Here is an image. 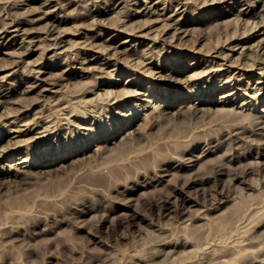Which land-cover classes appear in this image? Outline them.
<instances>
[{"label": "rangeland", "instance_id": "1", "mask_svg": "<svg viewBox=\"0 0 264 264\" xmlns=\"http://www.w3.org/2000/svg\"><path fill=\"white\" fill-rule=\"evenodd\" d=\"M7 1H0L2 5L0 12L3 13L0 15V31L2 28L0 68L5 66L2 70L0 69V115L11 113L13 117L10 120L14 118L12 119L14 121L0 131V141L5 143L9 138L10 144L17 141L15 145L10 146L12 148L10 152L17 151L18 154L9 158L12 159L11 162L7 156L0 155V177L12 175L11 178L14 180L12 184L10 182L6 184L4 180L2 181L4 184H0V264H264V141H262L264 129H257L264 125V114L260 112L264 109L261 103L264 94L255 100V96H258L255 94L264 91V75H261L264 71V9H262L264 0H217L219 2L180 0V3L179 0H135L136 2L127 0L129 4L125 3L126 0H9V3H6ZM5 3L8 5L6 6ZM29 11L31 12L28 14ZM236 16L241 18L240 22H235L238 18ZM155 17L157 19L154 20ZM233 17L236 19L234 20ZM14 18L16 21L21 20L20 27L12 26L16 22ZM94 18L99 19V23L96 24ZM221 19L227 20L226 22L231 20L232 23L230 21L229 24H223ZM6 20L7 22L12 20V23L8 22V25ZM215 20L216 23H214ZM217 21L222 22V24L220 22L222 28ZM79 22L81 24L84 22V26L81 25V27ZM208 23L214 27L208 28ZM250 26L252 29L249 28ZM13 28L19 30L12 31ZM208 29L209 31H206ZM216 29H219L220 33ZM6 30L11 32L6 33ZM244 30L249 31L246 33L247 31ZM210 31L212 35L208 33ZM157 33L160 38L157 36V42H154L156 38L154 34ZM237 36L239 40L236 39ZM49 37L56 39L58 43L60 41V44L57 47L52 46L53 40ZM88 40L92 41L90 42L93 48L86 51L83 48L87 47L84 43ZM259 40H262V43ZM82 45L84 46L81 49ZM255 45H259L257 48L259 51H254ZM253 47H255L254 50H251ZM256 52L260 57L255 55L256 59L260 61L253 69L247 67L249 70L247 69L248 71L242 75L243 71L239 68L246 66L247 62L251 63L252 60L249 58L254 59ZM146 53L150 55L146 56ZM139 61L145 64L143 69L151 67L155 76L149 78L150 74L142 71L141 68L135 71L141 65H136ZM236 61L239 67H236ZM223 62L225 65L221 68L220 66L212 67L215 64H224ZM106 63L111 66L104 72L112 71L116 66L122 67L121 71L123 70L119 73L121 75L118 81L110 82L107 88L119 92L123 88L121 82L125 81L126 84L128 76L134 84H138L137 90L133 93L135 98H132L136 107L126 105L130 100L125 98L122 100L123 97L112 98L113 94L110 95V100H107L109 103L105 99L102 100L105 103L101 102V99L97 100V93L84 95L87 89L93 88L95 82L101 83L102 74L97 70H103ZM213 69L226 70L214 72ZM174 70L180 71L177 76L179 80L189 81V83L169 79L170 75L174 74ZM94 72L98 73L94 74ZM203 72L207 74L202 76ZM212 72L214 73L211 74ZM72 73L80 75L73 76ZM119 74L113 72V77L116 78ZM196 74L198 77L195 76ZM193 75L195 77L191 81L190 77ZM237 78L241 79L239 82H242L243 90L237 93V97L219 99L227 102L226 105L213 104L210 109L212 111H203L204 116H201L203 115L201 112L196 114L200 116H196L191 112L188 115L177 109L181 102L197 104L198 96L207 90L206 87H208L207 92L210 89L214 91L219 86L224 90L218 93L228 92L230 88L226 89L223 82H226V79L232 81V88ZM206 80L207 82L204 83ZM256 81L261 83L256 84ZM162 83L173 84L172 86L178 89L177 93H181L182 96H178L179 99L175 101L170 111L172 113L170 118L171 116L173 118H165L163 121L159 119L165 126H162L159 121L156 122L161 125L160 128L162 127L159 132V127L155 124L154 128L146 129L145 134L143 131H135L129 134V137L123 135L127 129L129 132L136 128V125L131 130L127 127L122 128L115 137L108 136L100 141L95 140L89 143L90 145L87 142L84 143L87 134L89 136L95 131L102 132L110 124L113 129L120 127L126 113L131 118L136 117L135 120L133 119L136 124L142 123V115L152 111V108L137 109V107L146 105L148 101L145 100H153L157 96L153 94L154 89L159 88ZM149 86H153L152 91ZM256 86L263 89L257 90ZM128 87L135 90L134 87ZM69 89L73 92V96L76 92V97L69 95L72 93ZM81 89L83 90L80 91ZM244 91L251 97L242 95ZM98 92L102 93L103 90ZM218 93L215 95L216 101H218ZM95 96L100 104H97L98 106L94 104ZM71 97L80 100L76 103V100L63 103L67 98L71 100ZM86 100L90 101L91 106ZM56 101H60L61 104L58 102V105ZM82 102L86 108L82 106ZM49 103L58 113L55 114L54 111L53 114L51 107L47 109V106H50ZM158 103L166 104L162 100ZM243 103L247 105L243 106ZM74 104L79 107H75ZM80 104H82L81 107ZM72 107L78 111L84 108L82 112L94 108L96 112L88 113L84 119L81 111L82 116L71 115L70 111L74 110ZM233 108L235 112L258 115L257 118L262 124L260 123L256 130L251 129L248 133L245 132V135L241 134L243 137L239 135L241 137L239 140H237L238 136L227 137L234 128L232 124L236 119L233 117L238 115L225 113ZM218 109L227 110L218 111ZM138 110L139 115L134 116ZM20 111L25 113L15 120L21 114ZM233 111L229 112L233 113ZM221 113L225 114V116L222 114L225 118L220 115ZM46 114L49 118L44 117ZM190 115L195 117L192 118ZM63 117H66V120L62 119ZM184 118H186L185 121H190V118L192 121L185 123ZM228 118V121L231 119L233 122H228L226 120ZM57 120L61 123L57 124ZM165 120L167 122L171 120L173 125L171 122L168 123L172 126L168 123L166 125ZM227 124L230 128L233 127L231 130L227 128L228 132L223 129L224 126V128L227 127ZM56 125L59 130L55 128ZM50 126L52 128H49ZM174 126H177L178 130L181 129L180 131L187 136H176L182 132L176 133ZM48 129L51 130L47 131ZM256 131L260 133L257 134ZM252 132L257 135H252ZM168 135L171 136L168 137ZM174 136L176 141L173 140ZM167 137L169 140H166ZM119 138L122 139V143ZM23 139L28 141L22 142ZM157 139L164 141L161 143L162 141L159 140V145L156 143ZM80 141L84 143L83 154L71 156L69 160H61L57 165L45 167L42 170L31 167L32 171L35 170L34 172L38 173L36 180L35 178L29 180L30 185L24 181V174H18L7 166L10 163L14 164L18 158L27 156H32L31 159L38 164L48 157V152L57 151L58 153L63 148L67 149L69 145H73L74 150L75 144ZM116 142L122 146L119 143L114 146ZM87 144L89 149H85ZM123 144H127V148L130 145L129 149H126ZM163 144H167L168 149ZM107 147L111 148L107 149ZM117 147L124 149L119 150ZM99 148L103 150V155ZM170 150L174 154H169ZM165 155H170L171 159ZM190 158L193 161H190ZM156 159L159 161L155 162ZM156 163L160 164L156 165ZM24 166L25 164H21L16 167L27 169ZM99 168L102 170V172L100 170L102 175L99 174ZM44 169L52 170L44 174ZM13 174L17 176L14 177ZM96 174L101 175L102 180L94 181L93 176ZM117 175L121 177L117 178ZM31 181L34 184H31ZM98 181L101 186H98ZM91 182H96L98 185ZM47 191L53 195L57 191L55 196L48 193L45 195L55 199L50 200L49 196L47 201L44 200L46 203L44 201L39 203ZM19 196L26 198L25 203L15 208L14 210L17 211L11 215L7 202L10 198L15 200L13 198L17 199ZM45 196L42 199H45ZM37 197L41 198L37 200ZM5 204L9 208L5 206L6 209H4ZM235 239H237L236 242H234ZM248 241L252 243L249 244ZM225 250L227 253H224ZM233 250H237V254H234Z\"/></svg>", "mask_w": 264, "mask_h": 264}, {"label": "bare ground", "instance_id": "2", "mask_svg": "<svg viewBox=\"0 0 264 264\" xmlns=\"http://www.w3.org/2000/svg\"><path fill=\"white\" fill-rule=\"evenodd\" d=\"M0 1H3V0H0ZM7 1V0H6ZM9 1V0H8ZM6 2V3H9V2ZM22 1V0H21ZM122 1V0H121ZM130 1V0H129ZM135 1V0H134ZM145 1H148V0H145ZM167 1V0H166ZM170 1V0H169ZM176 1V0H175ZM178 1V0H177ZM219 1H221V0H219ZM219 1H215V2H219ZM23 2H25V1H23ZM22 2V3H23ZM27 2H29V1H27ZM72 2V1H71ZM127 2V0L125 1V3ZM136 2V1H135ZM138 2V1H137ZM160 2V1H159ZM212 2H214V0H212ZM211 2V3H212ZM253 2V1H252ZM258 2V1H257ZM5 3V5L7 6L8 4H6ZM35 3V2H34ZM62 3H64V2H62ZM67 3H69V1L67 2ZM109 3V2H108ZM128 4L130 3V2H127ZM126 3V4H127ZM132 3H134V2H132ZM171 3V2H170ZM179 3H180V0H179ZM18 5V3H15V5ZM21 4V3H20ZM24 4V3H23ZM29 4V3H28ZM60 4H61V1H60ZM137 4V3H136ZM175 4H177V3H175ZM252 4V3H251ZM250 4V5H251ZM254 4V3H253ZM256 4V3H255ZM3 5H4V2H3ZM66 5V4H65ZM140 5V4H139ZM184 5V4H183ZM257 5V4H256ZM264 4L262 3V6H263ZM0 6H2V5H0ZM5 6V7H6ZM11 6V5H10ZM63 6V5H62ZM137 6V5H136ZM202 6H204V5H202ZM247 6V5H246ZM13 7H14V5H13ZM130 7V6H129ZM253 7V6H252ZM9 8V7H8ZM10 8H12V6L10 7ZM19 8V7H18ZM108 8V7H107ZM200 8V7H199ZM260 8V7H259ZM1 9H3V8H1ZM112 9V8H111ZM262 9H264V8H262ZM12 10V9H11ZM14 10V9H13ZM106 10V9H105ZM196 10V9H195ZM1 11V10H0ZM7 11V10H6ZM32 11V10H31ZM31 11H29V12H27L28 14L31 12ZM241 11V10H240ZM254 11V10H253ZM2 12H4V11H2ZM112 12V11H111ZM1 13V12H0ZM27 13H26V16H27ZM105 13H107V12H105ZM109 13H110V11H109ZM138 13V12H137ZM137 13H135V14H137ZM187 13V12H186ZM237 13V12H236ZM245 13H247V12H245ZM3 13H1L0 15H2ZM8 14V13H7ZM6 14V15H7ZM89 14V13H88ZM125 14V13H124ZM123 14V15H124ZM132 14V13H131ZM222 14V13H221ZM226 14V13H225ZM233 14V13H232ZM5 15V16H6ZM87 15V14H86ZM134 15V14H133ZM145 15V14H144ZM176 15V14H175ZM236 15V14H235ZM239 15V14H238ZM243 15H244V13H243ZM99 16V15H98ZM127 16V15H126ZM138 16H139V14H138ZM227 16V15H226ZM230 16V15H229ZM240 16V15H239ZM7 17V16H6ZM82 17V16H81ZM80 17V18H81ZM130 17V16H129ZM145 17V16H144ZM146 17H147V15H146ZM145 17V18H146ZM150 17V16H149ZM164 17V16H163ZM162 17V18H163ZM221 17V16H220ZM236 17H238V16H236ZM8 18V17H7ZM12 18V17H11ZM10 18V19H11ZM19 18V17H18ZM132 18V17H131ZM136 18V17H135ZM138 18V17H137ZM148 18V17H147ZM146 18V19H147ZM234 18V17H233ZM233 18L231 19V20H233ZM3 19V18H2ZM1 19V20H2ZM16 19H17V17H16ZM102 19V18H101ZM149 19V18H148ZM147 19V20H148ZM155 19H157L156 17L154 18V20ZM164 19H166V18H164ZM169 19H170V17H169ZM188 19V18H187ZM190 19V18H189ZM236 18H234V20H235ZM241 19V18H240ZM240 19H239V17L235 20V22H237V21H239L240 22ZM3 20H5V19H3ZM14 20H15V18H14ZM84 20V19H83ZM94 20V22L97 24V23H99V19H97V18H94L93 19ZM152 20V19H151ZM150 20V21H151ZM172 20H174V18L172 19ZM222 20V19H221ZM231 20H229L228 22L230 23V21ZM16 21V20H15ZM28 21V20H27ZM85 21V20H84ZM87 21V20H86ZM85 21V22H86ZM214 21V20H213ZM223 21V20H222ZM227 20H225V21H223V24H229L228 22H226ZM6 22H7V20H6ZM8 22H10V21H8ZM7 22V23H8ZM80 22H81V19H80ZM79 22V23H80ZM93 22V23H94ZM168 22V21H167ZM171 22V21H170ZM174 22V21H173ZM178 22V21H177ZM176 22V23H177ZM217 22H219V21H217ZM221 22V21H220ZM220 22H219V25H220ZM224 22H226V23H224ZM234 22V23H235ZM10 23H12V20H11V22ZM29 23H30V21H29ZM58 23H59V21H58ZM67 23V22H66ZM78 23V22H77ZM84 23V22H83ZM83 23L81 24L80 23V26L81 25H83ZM180 23H181V21H180ZM207 23V22H206ZM214 23H216V20H215V22ZM231 23H232V21H231ZM3 24V23H2ZM20 24H22V22H21V20L20 21H16V22H14V24L12 25V26H18L19 25V27H20ZM68 24V23H67ZM75 24V23H74ZM166 24H168V23H166ZM173 24V23H172ZM209 24V23H208ZM208 24H206V26L208 25ZM221 24H222V22H221ZM253 24V23H252ZM4 25V24H3ZM2 25V26H3ZM8 25H9V23H8ZM52 25V24H51ZM54 26H56L55 24H53ZM174 25H175V22H174ZM215 25V24H214ZM218 25V26H219ZM236 25H237V23H236ZM255 24H253L252 26H254ZM10 26H11V24H10ZM58 26V25H57ZM84 26V25H83ZM205 26V27H206ZM209 26V27H208ZM207 27L208 28H213L212 26H211V24H209ZM228 26V25H227ZM227 26H224V27H227ZM4 27H6L7 28V26L6 25H4ZM9 27V26H8ZM60 27V26H59ZM82 27V26H81ZM220 28H222V25H220L219 26ZM218 27V28H219ZM235 27H237V26H235ZM255 27V26H254ZM257 27V26H256ZM264 27V26H263ZM76 28H77V25H76ZM216 28H217V26H216ZM219 28V29H220ZM249 28H251V26L249 27ZM14 29V30H13ZM12 29V31H16L17 29H15V28H13ZM53 29H56V28H53ZM57 29H58V27H57ZM178 29H179V27H178ZM177 29V30H178ZM219 29H216L217 31L219 30ZM252 29V28H251ZM251 29H249V30H251ZM254 29V28H253ZM11 30V29H10ZM10 30H6L5 32L6 33H9V32H11ZM19 30V29H18ZM47 30V29H46ZM205 30V29H204ZM203 30V31H204ZM211 30V29H210ZM214 30V29H213ZM224 30H227L226 28H224ZM248 30V31H249ZM258 30V29H257ZM1 31H2V28H1ZM0 31V32H1ZM121 31H123V30H121ZM163 31H165V30H163ZM202 31V30H201ZM201 31H200V33H201ZM202 31V32H203ZM206 31H209V29L208 30H206ZM216 31V32H217ZM245 31V30H244ZM247 31V30H246ZM245 31V32H246ZM248 31L246 32V33H248ZM255 31V30H254ZM214 32V31H213ZM219 32V31H218ZM217 32V33H218ZM245 32H244V35H245ZM256 32V31H255ZM43 33V32H42ZM47 33V32H46ZM51 33V32H50ZM60 33H62V32H60ZM102 33V32H101ZM101 33H100V35H101ZM166 33V32H165ZM180 33V32H179ZM208 33H210V35H212V32L210 31V32H208ZM220 33V32H219ZM235 33V36H236V31L234 32ZM161 34V33H160ZM164 34V33H163ZM205 34V33H204ZM58 35H59V32H58ZM102 35H103V33H102ZM201 35H202V33H201ZM201 35H200V37H201ZM213 35H214V33H213ZM243 35V33H242V38L244 39V36ZM14 36V35H13ZM61 36H63V35H61ZM60 36V37H61ZM154 36L156 37L155 38V41L154 42H157L156 41V39H158V37L160 38V35H159V33H157V34H154ZM158 36V37H157ZM198 36H199V32H198ZM246 36V35H245ZM248 36V35H247ZM3 37V36H2ZM57 37H59V36H57ZM173 37V36H172ZM175 37H176V34H175ZM232 37H233V35H232ZM13 38V37H12ZM48 38V37H47ZM50 38V37H49ZM249 38V37H248ZM55 39V38H54ZM89 39H91L92 40V38H89ZM147 39V38H146ZM177 39V38H176ZM233 39H235V37L233 38ZM236 39H238V36H237V38ZM50 40H53V38L51 39L50 38ZM56 40V39H55ZM55 40H53V45L52 46H58L59 44H60V41H59V43H58V41H55ZM90 40V41H91ZM94 40V39H93ZM164 40V39H163ZM166 40V39H165ZM239 40V39H238ZM49 41V40H48ZM89 40H88V42L87 43H84V44H86V46L87 47H84L83 48V46L84 45H82V47H81V49L83 48L84 50H92V48H93V44H91V42H90ZM159 41H161L160 39H159ZM171 41V40H170ZM254 41H255V39H254ZM259 41H261L260 43H262V40H259ZM168 42V41H167ZM50 43V44H51ZM170 43V42H169ZM168 43V44H169ZM172 43V42H171ZM263 43H264V40H263ZM83 44V43H82ZM165 44V43H164ZM254 44V43H253ZM44 45V44H43ZM45 45H47V43L45 44ZM95 45V44H94ZM173 45V44H172ZM172 45H170V46H172ZM61 46V45H60ZM174 46H176V45H174ZM256 46V49L254 50V48L255 47H253V49H251V50H254V51H257L258 49L257 48H259L258 46L259 45H255ZM49 47H51V46H49ZM105 47V46H104ZM248 47V49H249V46H247ZM53 48V47H52ZM59 48V47H58ZM154 48V47H153ZM153 48L151 49V50H153ZM175 48H178V47H175ZM250 48H251V46H250ZM55 49V48H54ZM80 49V48H79ZM48 50V49H47ZM47 50H45V51H47ZM94 51H95V49H93ZM150 50V51H151ZM103 51H105V50H103ZM116 51V50H115ZM259 51V50H258ZM97 52V51H96ZM107 52V51H106ZM154 52V51H153ZM253 52V51H252ZM55 53V52H54ZM77 53V52H76ZM100 53V52H99ZM259 53V52H258ZM72 54V53H71ZM118 54V53H117ZM116 54V55H117ZM147 55L146 56H149L148 55V53H146ZM152 54V53H151ZM156 54V53H155ZM74 55V54H73ZM77 55V54H76ZM113 55V54H112ZM115 55V54H114ZM153 55V54H152ZM152 55H151V57H152ZM180 55V54H179ZM227 55V54H226ZM246 55V54H245ZM258 55L257 54V52H256V54H254V59H253V57H252V59L251 58H249L250 60H252V62L251 63H249V62H247L245 65L246 66H244V67H241V68H239V70L240 71H243V73H242V75L244 74V72H246V71H248L249 69L247 68V67H249L250 69H253V67H255V65H257L256 63L258 62V61H260L258 58H260V57H258L257 59H256V56ZM262 55V54H261ZM145 56V55H144ZM145 56V57H146ZM159 56V55H158ZM225 56V55H224ZM240 56V55H239ZM243 56H244V53H243ZM243 56L241 57V58H243ZM260 56V55H259ZM70 57V56H69ZM153 57H154V55H153ZM156 57V56H155ZM161 57V56H160ZM181 57V56H180ZM218 57V56H217ZM245 57V56H244ZM144 57H143V55H142V59H143ZM226 58H228V57H226ZM239 58V57H238ZM94 59V58H93ZM147 59H148V57H147ZM151 59V58H150ZM154 59V58H153ZM223 59V58H222ZM237 59V58H236ZM246 59H247V56H246ZM246 59H243V60H246ZM262 59H263V57H262ZM132 60V59H131ZM238 61L240 60V59H237ZM152 61V60H151ZM158 61H160V60H158ZM164 61H165V59H164ZM224 61H225V59H224ZM228 61V60H227ZM247 61V60H246ZM216 62V61H215ZM218 62V61H217ZM237 62V61H236ZM263 61H261V63H262ZM98 63V62H97ZM131 63V62H130ZM137 63V62H136ZM179 63V62H178ZM212 63V62H211ZM210 63V64H211ZM224 63V62H223ZM249 63V64H248ZM126 64H128V63H126ZM133 64H134V62H133ZM139 64H141V65H139ZM151 64V63H150ZM170 64V63H169ZM214 64V63H213ZM231 64V63H230ZM230 64L228 65V66H230ZM242 64H243V62H242ZM116 65V64H115ZM125 65V64H124ZM132 65V64H131ZM138 67L135 69V71L137 70V71H139V69L141 68V69H143L144 67H145V64L143 63V61H139L138 62V64H136ZM223 65H225V63L224 64H215V65H212V67L213 66H220V68H221V66H223ZM232 65V64H231ZM240 65V64H239ZM264 65V64H263ZM111 65L109 64V63H106L105 64V67H103L102 69L103 70H101V71H99V70H97L98 72H101V76H100V80H102L101 81V83H98L97 84V82H95V84H93V88L92 89H90V90H86L85 92H84V95H88V94H95L96 95V93H97V100H99V99H101V102H104V101H102L103 99H105L106 101L107 100H110V95L111 94H113V97L112 98H114V99H118V98H121V97H123V99L122 100H124V98L125 99H128V100H130L129 102H127L126 103V105H128V106H134L135 105V101L134 100H132V98H135L134 97V95H133V93L137 90V87H138V84H134L132 81V79H129V78H131V77H127L126 79L128 80V81H126V84H125V81L124 82H121V84H123L122 86H123V88L122 89H120V91L119 92H117L116 90H112V89H110V88H107L108 86H110L109 84H110V82H112V83H116L117 81H118V79L120 78V75L121 74H119L120 73V71H121V68L120 67H118V66H116L112 71H106V72H104L107 68H109ZM127 66H129V64L127 65ZM126 66V67H127ZM235 66V65H234ZM233 66V67H234ZM238 66V62H237V65H236V67ZM240 66H242V65H240ZM5 67V66H4ZM4 67H2V68H0L1 70L4 68ZM81 67V66H80ZM79 67V68H80ZM100 67V66H99ZM136 67V66H135ZM177 67V66H176ZM211 67V68H212ZM239 67V66H238ZM261 67H262V64H261ZM98 68V67H97ZM96 68V69H97ZM128 68H132V67H128ZM134 68V67H133ZM163 68V67H162ZM214 68V67H213ZM223 68V67H222ZM95 69V70H96ZM100 69H101V67H100ZM248 69V70H247ZM262 69V68H261ZM89 70V69H88ZM212 70V69H211ZM214 70V72L215 71H218V72H222V71H225L226 69H213ZM256 70V69H255ZM84 71V70H83ZM87 71V70H86ZM123 71V70H122ZM121 71V72H122ZM142 71H144V72H146V73H148V74H150L148 77L149 78H152L153 76H155V74L153 73V70L151 69V67H147L146 69H143ZM141 71V72H142ZM176 70H174V74L173 75H170V77H169V75H168V77H169V79H173L172 81H175V80H179V78L177 77L178 75H179V73H180V71H177V72H175ZM90 72V71H89ZM98 72H96V73H98ZM113 72H116V73H118L119 74V76H117L116 78H114L113 77ZM201 72H202V70H201ZM207 72V71H206ZM211 72V71H210ZM214 72H212L211 74H213ZM217 72V73H218ZM93 73V72H92ZM95 72H94V74H96ZM159 73V72H158ZM176 73V74H175ZM204 73V72H203ZM260 73V72H259ZM262 73V74H261ZM260 74L261 75H264V71L263 72H261ZM79 74V73H78ZM77 73L75 74V73H72V75L73 76H75V75H78ZM197 74H200V73H197ZM195 75V76H197L198 77V75ZM205 74H207V73H204V74H202V76L203 75H205ZM80 75V74H79ZM93 75V74H92ZM91 75V76H92ZM99 75V74H98ZM97 75V76H98ZM236 75V74H235ZM241 75V76H242ZM83 76V75H82ZM95 76V75H94ZM96 76V77H97ZM161 76V75H160ZM194 75L193 76H191L190 78V80L192 81V78L193 77H195ZM200 77H201V75H199ZM222 76V75H221ZM225 76V75H224ZM228 76V75H227ZM72 77V76H71ZM79 77V76H78ZM86 77V76H85ZM96 77H95V79H96ZM99 77V76H98ZM97 77V78H98ZM163 77V76H162ZM165 77V76H164ZM218 77V76H217ZM244 77V76H243ZM261 77V76H260ZM94 78V77H93ZM92 78V79H93ZM157 78V77H156ZM159 78V77H158ZM178 78V79H177ZM234 78V77H233ZM236 78V77H235ZM239 78V77H238ZM237 78V79H238ZM263 78V77H262ZM194 79V78H193ZM220 79V78H219ZM241 79H242V77H241ZM241 79H238V80H236V83L234 84L235 86H233L232 88H231V82L232 81H229L228 79H226V82H223V84H224V87H225V85H226V89L229 87L230 89H229V91L228 92H222V93H218L219 91H221L222 89H223V87L222 88H219L218 87V89H215L214 91H213V89L211 90H209V92H207V90H208V87H206L207 88V90L205 91V92H201V94H200V96H198V98L197 99H199L198 100V102H197V104L195 103V102H192V103H184V102H181V104L180 105H178V107H177V109L179 110V111H183V113L185 112V113H188V115L190 114V112H191V114H197V113H199V112H201L203 115H201V116H204V113H203V111H205V112H207L208 110L209 111H212V110H210V109H212L211 108V105H213V104H218V105H226L227 104V102H225V101H220L219 99H227L228 97L230 98L231 96H236L237 97V93L238 92H241L243 89H242V82H239V81H241ZM160 80V79H159ZM186 80H187V78H186ZM257 80V79H256ZM180 81V83L181 82H185V80L184 81H182L181 79L179 80ZM207 82V80L204 82V83H206ZM220 82V81H219ZM245 82V81H244ZM243 82V83H244ZM127 83H129L128 85H127ZM185 83H189V81L187 82H185ZM246 83H249V82H247L246 81ZM256 84H259V83H261L260 81H256L255 82ZM221 84V83H220ZM222 84V85H223ZM233 84V83H232ZM92 85V84H91ZM127 85V86H126ZM161 86L159 87V88H156V90L154 89V92H153V94H157V96L153 99V100H145V101H148V103H146V105H143V106H138L137 107V109L138 108H145V107H151L152 108V111H149L148 113H146V114H144V115H142L143 116V119H141L142 120V123H138V124H136L135 122H133V119H134V117H130V115L128 114V113H126V114H124V117H125V120L123 121V122H121V126L120 127H118V128H116V129H113L112 128V126H111V124L109 125V127L107 128V129H105L104 131H102V132H100V131H95V132H93L94 134L93 135H89L88 136V134H87V137L84 139V143L85 142H87L88 144L89 143H91V142H93V141H95V140H101V139H103V138H105V137H108V136H113V137H115V135H117V132L119 131V130H121L122 128H124V127H127V128H129V130H131V128L132 127H134V126H136L137 125V127L135 128L134 127V129H132L131 131H129L128 132V129L123 133V135L124 136H126V135H128V137H129V134H132V133H134L135 131L136 132H142L143 131V133H144V131L146 130V129H151V127H153V126H155V124H156V122H158L159 121V119H161L162 121H163V119H165V118H169V119H171V118H173V116H171V118H170V115L172 114L170 111H171V109L173 108V105H174V103H175V101H177V99H179L178 98V96L179 95H181L182 96V94L181 93H177V88H174L172 85L173 84H165V83H162V84H160ZM206 85V84H205ZM128 86H130V87H134L135 88V90H133V88L131 89V88H129ZM215 86V85H214ZM92 87V86H91ZM91 87H89V88H91ZM105 87V88H104ZM257 87V86H256ZM149 88H150V90L152 91V89L151 88H153V86L151 87V86H149ZM192 88V87H191ZM213 88V87H212ZM2 89V88H1ZM84 89H86V87L84 88ZM203 89V88H202ZM249 90H250V88H248ZM255 89H257V90H261V89H263L262 87L261 88H259V87H257V88H255ZM70 90V89H69ZM73 90V89H72ZM83 89H81L80 91H82ZM99 90H103V94L102 93H99L98 91ZM224 90V89H223ZM66 91H67V89H66ZM71 91V90H70ZM70 91H68V92H70ZM73 91H75V90H73ZM203 91V90H202ZM57 92V91H56ZM61 92H62V90H61ZM63 92H65L64 90H63ZM68 92H66V94H68ZM72 92V91H71ZM78 92H79V90H78ZM78 92H77V96L80 94V92H79V94H78ZM233 92V93H232ZM245 92V91H244ZM246 92H247V90H246ZM246 92L245 93H242V95H247L246 97H251V96H249V94H246ZM257 92V91H256ZM75 93V95H76V92H74ZM219 94L218 95V101H216L215 100V95L216 94ZM261 93V94H260ZM66 94H63V95H66ZM73 94V92L72 93H69V95H72ZM255 94V93H254ZM253 94V95H254ZM264 94V91L263 92H258V93H256L255 95H258V96H255V100L261 95H263ZM57 95H60V94H57ZM74 95V96H75ZM105 96L104 98L102 97V96ZM143 95H145V94H143ZM253 95H252V97H253ZM61 96V95H60ZM60 96L58 97V98H60ZM73 96V95H72ZM73 96V97H74ZM82 96V95H81ZM80 96V97H81ZM180 96V97H181ZM76 97V96H75ZM85 97V96H84ZM62 98V97H61ZM63 98H65V96L63 97ZM83 98V97H82ZM166 98H168V99H166ZM182 99H183V97H181ZM263 98H264V95H263ZM262 98V99H263ZM73 98L71 97V100L70 99H68L67 98V100H65V102H63V103H70V102H73L74 100H76L75 101V103L77 102V100L78 99H73ZM92 99V98H91ZM91 99H89L90 101H92ZM249 99V98H248ZM259 99V98H258ZM59 100V99H58ZM61 100V99H60ZM80 100V99H79ZM78 100V101H79ZM89 100H86V101H88V103H90V101ZM121 100V99H120ZM121 100V101H122ZM159 100H162V102H165L166 104L165 105H161V103H158V101ZM261 100V99H260ZM52 101H54V100H52ZM62 101V100H61ZM63 101H64V99H63ZM82 101V100H81ZM84 101H85V99H84ZM83 101V102H84ZM95 101H96V96H95ZM100 101V100H99ZM99 101L97 102L96 101V103H94L95 105H97V104H99ZM57 102V101H56ZM59 102V104H61L60 103V101H58ZM58 102H57V104H58ZM83 102H82V104H83ZM93 102H94V100H93ZM100 102V103H101ZM108 102V101H107ZM106 102V103H107ZM114 102H116V101H114ZM126 102V101H125ZM124 102V103H125ZM154 102V103H153ZM233 102V101H232ZM254 102V101H253ZM13 103V102H12ZM15 103H17V102H15ZM14 103V104H15ZM48 103V102H47ZM85 103V102H84ZM87 103V102H86ZM105 103V102H104ZM103 103V104H104ZM109 103V102H108ZM113 103V102H112ZM228 103H230L229 101H228ZM255 103V102H254ZM257 103V102H256ZM261 103H263V108H264V99L261 101ZM34 104V103H33ZM52 104H54L53 102H52ZM51 104V105H52ZM58 104V105H59ZM77 104H79V103H77ZM82 104H80V107H81V105ZM93 104V107L95 106ZM102 104V103H101ZM121 104V103H120ZM151 104H153L152 106H151ZM45 105V104H44ZM49 105H50V103H49ZM51 105L50 106H47V109H48V107L50 108L51 107ZM68 105V104H67ZM72 105V104H71ZM75 105V104H74ZM100 105V104H99ZM243 106L245 105L244 103L242 104ZM247 105V104H246ZM245 105V106H246ZM255 105V104H254ZM33 106V105H32ZM31 106V107H32ZM42 106V105H41ZM53 106V105H52ZM56 106V105H55ZM73 106V105H72ZM79 107V105H75V107ZM82 106H84V104L82 105ZM86 106H87V104H86ZM90 106H91V103H90ZM98 106V105H97ZM108 106V105H107ZM67 107V106H66ZM77 107V108H78ZM85 107V106H84ZM121 107V106H120ZM134 107H136V106H134ZM242 107V106H241ZM22 108H24V106L22 107ZM26 108V107H25ZM30 108V107H29ZM28 108V109H29ZM52 109H53V107H51ZM58 108V107H57ZM63 108H64V106H63ZM63 108H61V109H63ZM71 108V107H70ZM69 108V109H70ZM73 108V107H72ZM86 108V107H85ZM52 109H50V110H52ZM54 109H55V107H54ZM53 109V114H54V110ZM74 109V108H73ZM83 109L84 108H82V110L80 109V111L82 112L83 111ZM91 108H89V111H84V112H80V111H78V110H72V111H70L71 113V115H75V116H82L83 115V118L85 117V115H88V113H90V112H96V110L94 109V108H92V110H90ZM103 109V108H102ZM102 109H101V111H102ZM147 109V108H146ZM149 109V108H148ZM176 109V110H177ZM235 108H233V109H230L231 111H233ZM240 109H242V108H240ZM255 109V108H254ZM19 110H20V108L18 109V111L17 112H19ZM25 110V109H24ZM42 110V109H41ZM46 110V109H45ZM68 110V109H67ZM66 110V111H67ZM185 110H187V111H189V112H186ZM220 110H222V109H220ZM219 109H218V111H220ZM223 110H227V109H223ZM222 110V111H223ZM230 110H227V112L225 113V114H227V115H229V114H235V115H238L237 117H233V118H235L236 119V121H234L235 123L234 124H232L233 126H234V128L232 129V128H230L228 125L229 124H227V127L226 128H224L223 127V129H226L227 130V128H230L229 130H231L230 131V133H229V135H227V137H237L238 136V139L237 140H239V135H241V134H243L244 133V135H245V132L246 133H248L249 131H251V129H253V130H256L255 128L256 127H259V124L261 123L262 124V122L260 121V119H258L257 118V116L258 115H256V117H255V115H253V114H250L248 111H246V112H248V113H246V114H243L242 112H235V110L233 111V113L232 112H229ZM23 111V110H22ZM26 111V110H25ZM43 111H44V109H43ZM59 111V110H58ZM69 111V110H68ZM104 111V110H103ZM141 111V110H140ZM147 111V110H146ZM145 111V112H146ZM217 111V110H216ZM11 112V111H10ZM9 112V113H10ZM21 112V111H20ZM49 112V111H48ZM48 112H47V114H48ZM52 112V111H51ZM50 112V113H51ZM56 112L57 111H55V114H56ZM64 112V111H63ZM260 112H262L263 114H264V109H262V110H260ZM5 113V112H4ZM3 113V114H4ZM6 113H8V112H6ZM25 112H21V114L19 115V116H17L16 118H15V120H17L18 119V117H20L22 114H24ZM49 113V114H50ZM58 113V112H57ZM60 113H61V111H60ZM80 113L82 114V115H80ZM97 113H98V111H97ZM174 113V112H173ZM178 114L180 113L181 114V112H177ZM177 113H176V115H177ZM242 113V114H241ZM18 114V113H17ZM45 115L44 117H48V115ZM63 114V113H62ZM62 114H60V115H62ZM200 114V113H199ZM207 114V113H206ZM223 113H221L220 115H222ZM225 114H223L224 116H225ZM239 114H241V116H239ZM15 115V114H14ZM65 115V114H64ZM70 115V116H71ZM139 115V110L138 111H136V113L134 114V116H138ZM175 115V114H174ZM175 115V116H176ZM195 115H194V117H195ZM222 115V117H224ZM1 116V115H0ZM26 116H28V115H26ZM54 116H56V115H54ZM90 116V115H89ZM93 116V115H92ZM186 116V115H185ZM190 116H192V115H190ZM189 116V117H190ZM196 116H200V115H196ZM2 118L0 119V131L1 130H3V129H6V127H8V125L11 123V122H13L14 120H12V119H14V118H12L11 120H10V118L11 117H13L12 115H11V113L10 114H4V115H2L1 116ZM24 117V116H23ZM40 117V116H39ZM42 117V116H41ZM40 117V118H41ZM59 117V116H58ZM58 117H57V119H58ZM97 117V116H96ZM177 117H179V115L177 116ZM193 116H192V118H194ZM49 118V117H48ZM55 118V117H54ZM61 118V117H60ZM66 117H63L62 119H65ZM77 118V117H76ZM92 118V117H91ZM129 118H131V120L128 122V123H126V121H128L129 120ZM187 118V117H186ZM186 118H184V120L183 121H185V119ZM225 118V117H224ZM233 118H232V120H233ZM53 119V118H52ZM85 119V118H84ZM90 119V118H89ZM135 119H136V117H135ZM134 119V120H135ZM175 119V118H174ZM174 119H172L173 120V122H175L174 121ZM188 119V118H187ZM43 120V119H42ZM66 120V119H65ZM167 120V119H166ZM165 120V121H166ZM177 120V119H176ZM194 120V119H193ZM227 121L229 120V118L228 119H226ZM262 120V119H261ZM52 121V120H51ZM54 121V120H53ZM70 121V120H69ZM186 121H188V120H186ZM186 121H185V123H186ZM190 121H192L191 120V118H190ZM190 121H188V122H190ZM227 121H225V122H227ZM43 122V121H42ZM56 122V121H55ZM71 122V121H70ZM160 122V121H159ZM168 122H169V120H168ZM167 121H166V125H167V123H168ZM170 122H171V120H170ZM169 122V123H170ZM173 122H171L172 123V125H173ZM228 122H233V121H231V119H230V121H228ZM227 122V123H228ZM17 123V122H16ZM59 123H61V122H59ZM58 123V120H57V124H59ZM68 123V122H67ZM168 123V125H171V124H169ZM175 123H177V122H175ZM184 123V122H183ZM184 123V124H185ZM264 123V122H263ZM13 124V123H12ZM11 124V125H12ZM50 124V123H49ZM52 124H54V123H52ZM120 124V123H119ZM160 124L163 126L164 124H162V122H160ZM260 124V125H261ZM51 125V124H50ZM158 127V132H159V130L162 128H160V126L161 125H158V124H156ZM171 125V126H172ZM176 125V124H175ZM231 125V126H232ZM16 126H17V124H16ZM52 126V125H51ZM49 127V128H52V127ZM54 126V125H53ZM62 126V125H61ZM116 126H117V124H116ZM165 126V125H164ZM171 126H170V128H171ZM48 127V126H47ZM46 127V128H47ZM175 128L177 127V126H174ZM54 128V127H53ZM56 129H58L59 127H58V125H56V127H55ZM154 128V127H153ZM152 128V129H153ZM156 128V129H157ZM168 128H169V126L167 127V131H168ZM182 128V127H181ZM8 129H10L11 130V128H8ZM7 129V130H8ZM88 129V128H87ZM172 129V128H171ZM257 129H264V125L263 126H261V127H259V128H257ZM29 130V129H28ZM49 130H51V129H48L47 131H49ZM59 130V129H58ZM57 130V131H58ZM92 130H93V128H92ZM96 130V129H95ZM163 130H164V128H163ZM176 130V133L178 132V131H180L181 129H175ZM229 130H227V132L229 131ZM252 130V131H253ZM26 131V130H25ZM150 131V130H149ZM157 131V130H156ZM166 131V132H167ZM171 132L173 131V130H170ZM183 131H186V130H184L183 129ZM224 131V130H223ZM261 131V130H260ZM260 131L257 133V131H256V133L257 134H259L260 133ZM264 131V130H263ZM50 132H53V131H50ZM105 132H107V134L105 135ZM164 132V131H163ZM180 132H182V131H180ZM111 133V134H110ZM143 133H142V135H143ZM165 133V132H164ZM186 133V132H185ZM251 133V132H250ZM256 133H253L252 132V135L253 134H256ZM136 134V133H135ZM145 134V133H144ZM159 134H161L162 135V133H159ZM166 134H168V132L166 133ZM171 134V133H170ZM225 134V133H224ZM223 134V135H224ZM228 134V133H227ZM256 134V135H257ZM262 134V133H261ZM137 135V134H136ZM141 135V134H140ZM179 135H181L182 137H186L187 136V134L186 135H184V132H182L181 134H177L176 136H179ZM222 135V136H223ZM249 135V134H248ZM263 135V134H262ZM131 136V135H130ZM163 136H164V134H163ZM167 136V135H166ZM171 136V135H170ZM169 135H168V137H170ZM173 136V135H172ZM242 136V135H241ZM261 136V135H260ZM31 137V136H30ZM166 138V140L168 139L169 140V138ZM180 137V136H179ZM178 137V139H180ZM243 137V136H242ZM248 137V136H247ZM263 137H264V135H263ZM127 138V137H126ZM125 138V139H126ZM134 138V137H133ZM133 138L131 139V140H133ZM172 138V137H171ZM175 136H174V139L173 140H175ZM241 138V137H240ZM246 138V137H245ZM31 139V138H30ZM72 139V138H71ZM76 139V138H75ZM118 139V138H117ZM120 140V142H121V140L123 139L124 140V137H122V139L121 138H119ZM129 139V138H128ZM128 139H127V141H128ZM164 139V138H163ZM228 139V138H227ZM261 139V138H260ZM24 140V141H23ZM22 140V142H26L25 140H27V139H23ZM108 140V139H107ZM130 140V139H129ZM135 140V139H134ZM158 141H156V143L157 144H159L161 141V143H163V141L164 140H160V139H157ZM159 140H160V142H159ZM165 140V142H169V141H166ZM170 140H172V139H170ZM183 140V139H182ZM236 140V141H237ZM28 141V140H27ZM71 141V140H70ZM69 141V142H70ZM78 141V140H77ZM176 141V140H175ZM177 141H179V140H177ZM232 141V140H231ZM234 141V140H233ZM241 141V140H240ZM258 141H260V140H258ZM262 141H264L263 139H262ZM17 142V141H16ZM16 142H14V144H10L11 143V140H10V138L9 139H7V141L5 142V143H1V141H0V155L1 154H3V156L5 157V156H7V159H9V158H12V156H14V155H17L18 154V152L17 151H15V152H10V149H12L10 146H13V145H15V143ZM72 142V141H71ZM124 142V141H123ZM159 142V143H158ZM171 142V141H170ZM179 142H181V141H179ZM183 142V141H182ZM235 142V141H234ZM18 143H20L19 141H18ZM18 143L16 144V145H18ZM28 143V142H27ZM84 143H81V141H80V143H76L75 144V146L76 147H74L75 149L73 150V145H69V147H67V149L65 148H63L60 152H58L57 153V151L56 152H48V154H47V156L48 157H46V159H44V161H40V162H38V164H36V162L35 161H33V159H31L32 158V156L31 157H20V158H16L17 160H15L14 161V164H12V163H10V164H6L7 166H9L11 169H12V171H15L16 173H22V174H24L25 175V179H24V181H26L27 183H29V185H30V181L29 180H32L33 178H35V180H36V176H37V173L38 172H34V171H32L31 170V167H35L36 168V170H37V168H39L40 170H42V168H45V167H53V166H55V165H57L59 162H61V160H63V161H66V160H69L70 158H71V156H76L77 154H83L82 153V150L84 149L83 148V144ZM114 143V142H113ZM117 144L116 145H114V146H117L118 145V143L119 142H116ZM122 143V142H121ZM172 144H173V142H171ZM176 143V142H175ZM178 143V142H177ZM233 143V142H232ZM86 145L85 147V149H89V145ZM108 144V143H107ZM120 144V143H119ZM131 144V143H130ZM156 144V145H157ZM27 145V144H26ZM105 145V144H104ZM121 145V144H120ZM119 145V146H120ZM127 145V144H126ZM126 145H124L123 144V146H125V148L126 149H129V147H130V145H128L129 147L127 148L126 147ZM160 145V144H159ZM158 145V146H159ZM163 145H165V144H163ZM167 145V144H166ZM165 145V146H166ZM169 145V144H168ZM260 145V144H259ZM261 145H262V143H261ZM102 146V149H103V145H101ZM122 146V145H121ZM176 146H177V144H176ZM62 147V146H61ZM78 147V148H77ZM164 147V146H163ZM167 147V149H168V146H166ZM173 147V146H172ZM178 147H179V145H178ZM262 147V146H261ZM98 148V147H97ZM111 147H107V149H110ZM122 148V147H121ZM121 148H118L117 147V149H119V150H121ZM174 148H175V145H174ZM209 148V147H208ZM256 148V147H255ZM259 148H260V146H259ZM102 149H100L99 148V150L101 151V153L103 152V150ZM107 149H105V150H107ZM124 148H122V150H123ZM166 149V148H165ZM68 150V151H67ZM72 150V151H71ZM97 150V152H98V149H96ZM172 150V149H171ZM170 150V151H171ZM174 150V149H173ZM177 150H178V148H177ZM197 150V149H196ZM43 151V150H42ZM50 151V150H49ZM168 152L169 154L170 153H172V151L171 152ZM176 151V150H175ZM179 151V150H178ZM10 152V154H8ZM105 152V151H104ZM177 152V151H176ZM175 152V153H176ZM183 152V151H182ZM206 152V151H205ZM38 153V152H37ZM99 153V152H98ZM100 153V154H101ZM106 153V152H105ZM178 153V152H177ZM177 153H176V155H177ZM185 153V152H184ZM183 153V154H184ZM204 152L202 151V154H203ZM42 154V153H41ZM97 154V153H96ZM104 153H102V155H103ZM145 154V153H144ZM172 154H174V152L172 153ZM191 154V153H190ZM35 155V154H34ZM99 155V154H98ZM161 155V154H160ZM176 155H173V156H176ZM178 155H179V153H178ZM178 155H177V159H178ZM94 156H96L95 154H94ZM162 156V155H161ZM165 156H167V155H165ZM170 156V155H169ZM169 156H167V157H169ZM183 156V155H182ZM182 156H180V157H182ZM202 156V155H201ZM98 157V156H97ZM99 157H100V155H99ZM159 157V156H158ZM157 157V158H158ZM171 157V156H170ZM169 157V158H170ZM179 157V160L181 159ZM197 157V156H196ZM200 157V156H199ZM42 158V157H41ZM160 158V157H159ZM162 158V157H161ZM198 158V157H197ZM197 158H196V160H197ZM143 159H145V158H143ZM142 159V160H143ZM168 158H166V160H167ZM171 159V158H170ZM176 159V158H175ZM176 159V160H177ZM182 159H184V158H182ZM186 159V158H185ZM195 159V158H194ZM199 159V158H198ZM10 160V159H9ZM157 160L158 159H156V161L155 162H157ZM162 160V159H161ZM160 160V161H161ZM165 160V159H164ZM163 160V161H164ZM173 160V159H172ZM192 159L190 158V161H191ZM7 161V160H6ZM12 161V159L10 160V162ZM159 161V160H158ZM178 161V160H177ZM181 161V160H180ZM180 161H178L179 163H180ZM193 161V160H192ZM183 162V161H182ZM181 162V163H182ZM9 163V162H8ZM176 163V162H175ZM193 163V162H192ZM21 164H25V166H24V168H27V169H25V170H23V169H21V167H16V166H18V165H21ZM159 165L160 163H156V165ZM169 164H170V162H169ZM168 164V165H169ZM194 165H195V163H194ZM164 166V165H163ZM161 167V166H160ZM159 168V167H158ZM157 168V169H158ZM50 170H52V169H44V174H46L48 171L49 172H51ZM97 170V169H96ZM95 170V171H96ZM99 170V174H101L102 175V173H100V168L98 169ZM39 171V170H38ZM47 171V172H46ZM112 171L114 172V170L112 169ZM10 172V171H9ZM46 172V173H45ZM98 172V171H97ZM101 172H102V170H101ZM112 172V174H114ZM117 172V171H116ZM120 172V171H119ZM165 172V171H164ZM168 172V171H167ZM170 172V171H169ZM41 173V172H40ZM99 174H96V175H94L93 176V178L95 179L94 181H96L97 182V180H102V178H101V175H99ZM118 174H120V173H118ZM169 174V173H168ZM14 175V177H16L17 175H15V174H13ZM42 175V174H41ZM114 175H116V173L114 174ZM6 176V175H5ZM11 176L12 175H7L6 177H0V184H4L2 181L4 180V182L6 181V184H8L7 182H10L11 184H12V182L14 181L12 178H11ZM121 177V175H117V178L118 177ZM159 176V175H158ZM157 176V177H158ZM163 176H165V175H163ZM38 177H40L39 176V174H38ZM2 178V179H1ZM101 178V179H100ZM115 178V177H114ZM38 179V178H37ZM26 182H25V184H26ZM96 182H91V184L93 183V184H97ZM99 182V181H98ZM9 183V184H10ZM14 183V182H13ZM22 184H23V182H22ZM31 184H34V183H32V181H31ZM99 184V185H98ZM97 185L98 186H101V184H100V182L98 183ZM142 186V185H141ZM47 189H50V188H47ZM44 191H46L45 189H43ZM43 190H42V194H43ZM51 190V189H50ZM54 190V189H53ZM55 191V190H54ZM53 192V191H52ZM48 193V191L47 192H45V194H44V196L46 195ZM56 193H57V191L55 192V194L53 195V194H51V192L50 193H48V194H51L52 196H55L56 195ZM39 196V195H38ZM44 196L42 197V198H44ZM50 196V195H49ZM49 196H45V199H42L41 197V201H39V203L40 202H42V201H44V200H48V198H49ZM58 196V195H57ZM57 196H56V198H57ZM47 197V198H46ZM51 197V196H50ZM39 197H37V200H39L38 199ZM54 199H55V197H53ZM52 197L50 198V200L51 199H53ZM13 199H15V200H12L11 198H10V200L7 202V204H8V206H10V210L8 209L9 207L7 206V204H5L4 205V209H6V207H8L7 209L9 210V211H11V215L13 214L14 215V213L13 212H16L17 210H14L15 208H19V206L20 205H22L23 203H25V197H23L22 198V196L20 197H17V199L16 198H13ZM58 199V198H57ZM36 200V201H37ZM46 200V201H47ZM53 201V200H52ZM45 202V201H44ZM46 203V202H45ZM6 206V207H5ZM129 206V205H128ZM131 207V206H130ZM7 214H8V212H7ZM9 214H10V212H9ZM85 214V213H84ZM87 214V213H86ZM133 214V213H132ZM134 217V216H133ZM1 225V224H0ZM18 233V232H17ZM15 239V238H14ZM16 239H18V238H16ZM236 240L237 239H235V241L234 242H236ZM246 240V239H245ZM16 241H18V240H16ZM243 241V240H242ZM231 242V241H230ZM249 242V241H248ZM256 242V241H255ZM231 243H233V241L231 242ZM252 243V241H250L249 242V244H251ZM248 244V243H247ZM227 251H228V249H227ZM230 251V250H229ZM236 251L237 250H233V252H235L234 254H237L236 253ZM239 251V250H238ZM242 251V250H241ZM232 252V253H233ZM224 253H227L226 252V250H225V252ZM229 253V252H228ZM239 253V252H238ZM233 254V255H234ZM240 255V254H239ZM235 256V255H234ZM237 256V255H236ZM241 263H242V261H241ZM236 264V263H235ZM238 264V263H237Z\"/></svg>", "mask_w": 264, "mask_h": 264}]
</instances>
